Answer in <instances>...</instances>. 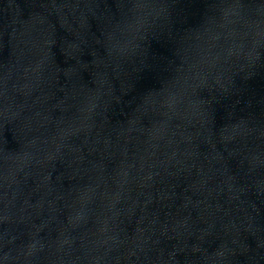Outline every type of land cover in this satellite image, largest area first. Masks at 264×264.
Listing matches in <instances>:
<instances>
[{"label": "water", "instance_id": "1", "mask_svg": "<svg viewBox=\"0 0 264 264\" xmlns=\"http://www.w3.org/2000/svg\"><path fill=\"white\" fill-rule=\"evenodd\" d=\"M0 264H264V0H0Z\"/></svg>", "mask_w": 264, "mask_h": 264}]
</instances>
